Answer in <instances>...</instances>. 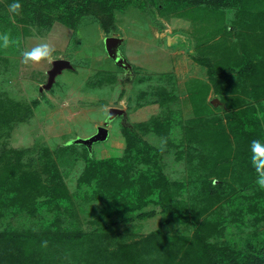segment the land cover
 <instances>
[{"label":"rangeland","instance_id":"obj_1","mask_svg":"<svg viewBox=\"0 0 264 264\" xmlns=\"http://www.w3.org/2000/svg\"><path fill=\"white\" fill-rule=\"evenodd\" d=\"M0 2L7 3L5 0ZM117 5L113 19L107 24L108 28L91 14L82 15L78 25L72 28L62 22L41 24L38 19L31 20L26 16L23 21H15L18 32H14L9 25L12 24V13L7 4L4 5L8 11L5 15H8L3 14L0 18V33H10L13 39L19 38L21 44L20 48L0 47V70H4L3 76H0V93H5L10 103L14 99L27 102L32 110L27 118L11 122V129H2L0 147L23 150L24 163L32 156L38 157L40 153L35 150L47 147L59 177L71 193L72 203L62 202L54 210L40 207L37 216L31 217L23 216L24 212L13 216L10 209H0V227L11 231L16 227L34 230L51 228L55 232L58 227L70 229L73 223L79 229L91 232L97 225L95 221L99 220L100 230H113L110 250L116 249L115 242L119 239L121 243L139 242L138 246L133 247L135 257L128 264H165L155 256H166V246H169L166 233L193 237L206 216L212 223L225 220L217 227L223 228L222 242H232L236 236H239L236 238L239 240L252 232L260 233L263 238L264 205L261 202L264 199L260 202V199L254 198L261 203L258 204L259 212L237 207L240 203L246 205L255 189L260 190L264 198V189L256 184L257 175L250 161L251 142H264V128L259 130L260 123L264 121L259 107L264 100L248 104L246 111L241 107L236 111L227 108L228 100L236 102L238 93L241 96L244 90H248L249 83L252 84L251 96H263L262 70L253 74L249 71L244 79H235L233 88L238 93L228 92L227 85L226 88L222 87L220 93L215 91L207 67L201 66L195 56L215 58L213 66L216 67L222 65L221 62L217 64L218 56L225 59L226 64L230 61L238 64L240 58L237 52L240 49L245 52L246 48L252 47L248 52L256 53L258 61H263L264 0H243L241 5L239 0H205L180 10L183 4L173 0H119ZM2 8L3 5H0V10ZM174 32L187 34L188 43L169 47L166 36ZM108 36L121 38L116 56H111L106 50L105 40ZM42 41L54 45L57 59L51 63H22L21 52ZM228 50L234 53V58L230 59ZM223 51L225 54H221ZM231 76L235 77L236 72ZM194 79L212 86L207 101L212 107L216 105L213 113L203 117L206 121L200 124H213L214 128H204L198 134H192L194 141L189 143L185 138L188 133L185 125L195 124L198 120L196 109H199L197 103H194L197 107L194 105L193 109L188 98V92L197 86ZM170 82H174L178 88L181 101L176 106L182 107L180 119L183 124H176L173 128L169 125L171 141H168L165 133L168 117L166 106L173 107L175 104L172 101L174 89L170 88V92L166 93L165 87H171ZM249 97L244 95L242 101H249ZM213 99L216 100L213 102ZM34 101H38L37 104ZM111 108L125 112H117L113 117ZM8 112L11 113L12 109H8ZM244 117H247L249 125L241 124ZM145 122L149 125H145ZM219 123L225 127H218ZM101 127L106 130L98 138ZM125 127L142 140L134 146L130 158L122 134ZM146 143L161 151L160 159H157L151 150V158L154 159L148 165ZM190 147H195L192 150L194 163ZM224 156L230 162L228 167H215L218 159ZM117 158L121 159L117 165L118 171L122 170L128 159L134 165L130 169L129 179L140 186L133 188L130 184L129 187L126 184L128 181L120 177L116 192L119 191L120 197H138L140 207L122 216L115 210L107 211L103 213L105 217L101 218V209L107 205L106 200L90 199L94 186L83 184L79 179L87 165L86 160ZM155 158L162 166V172L168 176L166 183L152 181L141 174V171H158L160 167L155 168L158 166L154 165L157 162ZM35 163L37 165L39 162ZM41 168L47 173V168ZM113 171L117 173L116 168ZM222 174L225 175L220 176ZM205 178L214 184L207 185ZM220 180L223 181L225 194L195 223L191 208L195 213L204 212L208 198L203 197L201 192L207 187L215 188L211 185ZM125 185L129 188H125ZM166 190H172L175 196L172 202H168L173 204L171 208L177 209V213L182 205L185 206L189 220L168 223L166 205L156 202L162 196V203L166 204ZM46 193L39 195L37 201L47 199ZM55 203L54 200L52 205ZM6 211L12 214H5ZM175 217L179 215L175 214ZM176 236L172 239L176 244H181L182 241ZM88 239L75 241L70 248L63 247L64 253L70 249L65 260H78L81 264L100 261L102 257L97 250L89 248ZM160 242L165 244L161 246L162 250H155L153 245ZM3 245L0 244V249ZM58 249L53 246L48 252L51 264H61L57 258Z\"/></svg>","mask_w":264,"mask_h":264},{"label":"trees","instance_id":"obj_2","mask_svg":"<svg viewBox=\"0 0 264 264\" xmlns=\"http://www.w3.org/2000/svg\"><path fill=\"white\" fill-rule=\"evenodd\" d=\"M5 1L7 2L6 4L8 7L11 3H13V0ZM173 1L177 4H183V7L180 6L179 8L180 10L194 3H202V1L205 0ZM242 1L243 0H239L240 5ZM18 2L22 5V11L19 15L14 16V19L12 14V24H9L14 32H16V30L17 32L19 31L15 21H23L26 16L31 20L38 19L41 24L48 25V22H50L52 25L54 22H62L63 24L71 25L70 27L72 28V26L76 27L78 25L82 15L91 14L100 19L105 28H108L107 24L113 19L114 9L118 6L117 4L119 0H18ZM6 4L0 2V5H3L2 10H0V18L3 14L5 15V13H8L7 9H5L6 7H4ZM7 15L8 14L5 16ZM19 16L20 18H18ZM181 33L185 34L184 32ZM185 36L187 37L188 35L185 34ZM186 37L184 40L185 44L188 43V38ZM221 54H225L224 51L223 53L221 52ZM195 59H197L201 66L207 67V71L216 92L220 91V93H222L221 89L222 87L226 88V85L228 92H236L233 88L235 79L242 80L249 75L247 68L239 64L232 63L231 61L226 64V60L220 59L219 56L218 58L216 57V61L217 64L221 62L222 65L217 67L213 66L215 58L202 55L201 58L195 56ZM119 63L122 64L121 61ZM229 63H231L232 66ZM233 72H236L235 77L231 76ZM252 72L257 73V69ZM2 73H4L3 69L0 70V76ZM170 83L171 87L170 85H166V87L164 86L166 88V93L170 92V88L174 89V99L172 101L175 102L173 107L166 106V115L168 117L166 118L165 133L166 140L168 141H171L168 134L171 133L169 132V125L171 124V128H173L176 124H183V121H181L182 119H180L182 116V107L181 105L178 107L176 106L180 100L178 98V88H176L174 82ZM210 87L212 86L209 83L203 81L188 92V98L191 100L193 109L194 105L196 106L194 103L199 105V109H196L195 114L198 120L195 124L185 125V129L188 130L185 138H187V142L189 143L194 141L192 134H198L199 131L204 130V128H214L213 124L200 125L204 120L206 121L203 117L213 113V107L209 102H207V95L210 91ZM157 100L158 99H156V102H158ZM34 102L37 104L38 101ZM8 109H12V112L9 113ZM31 110L32 107L28 105L27 102L14 99L10 103L8 101V96H6L5 93H0V136L3 128L11 129L13 126L11 122L27 118L30 115ZM177 117L180 121L179 119L176 121ZM240 122L241 124L248 125L246 118H243ZM145 125H149V123L145 122ZM218 127H225V125L223 123H219ZM161 133L163 134V132ZM122 134L126 139L127 147L125 150L128 158H130L134 150V146L142 140L138 137V134L136 135L135 132H131V130L127 129V127H125ZM162 134L159 136H162ZM146 144L147 147L145 148V157L148 165V163L152 164L154 159L151 158V150L154 152L153 157H156L157 159H160L161 151L149 143ZM151 148H154L156 151ZM193 148L195 149V147ZM193 148L190 147L191 151L194 150ZM40 150H35V152L40 153L37 158L32 156L28 162L24 163L23 150L0 147V209H10V211H13V216L14 214L19 215L18 213L23 214V212L25 214L23 216H37L40 207H50L51 210H54L56 207L59 208V205L62 202L71 201V193L66 184L59 177V172L49 153V149L47 147H40ZM201 152H203L202 149ZM190 156L193 162V157L195 156L193 151L190 153ZM156 158L155 160L157 161ZM227 158L228 157L225 156L220 157V159H218V164L215 167H228L230 162L227 161ZM128 160L127 163L122 166L121 171H118L119 169H117L118 163L121 162L120 158L86 160L87 165L85 166L83 175L79 180L83 184L85 183L87 185L94 186V191L89 196L90 199L103 198L106 200L107 205L103 206L101 209V218L105 217L103 213L107 211L110 213L115 210L117 214L119 213L122 216V214L128 213L140 207V205H138L139 203H137L138 197L133 195L120 197V194L118 196L119 191L116 192V190H119L120 177H124L122 180L128 181L126 184H128L129 187L130 184L133 188L140 186L129 179L130 169L134 165H131ZM35 162L39 163L35 165ZM158 164V161L154 163L155 166ZM41 167L47 168V173H52L53 168V173L49 175L45 173ZM157 167H160L158 168V171H153L152 173L149 171H141V174L143 173L152 181L166 183L168 181L167 174L165 176V173L162 172V166L158 165L155 168ZM114 168H116L117 173H114ZM44 174H47V176L44 177ZM224 175L225 174H222L220 176ZM45 178H49L50 180L44 181ZM206 181L207 185L209 183L214 184L209 182L208 178ZM222 182L223 181L220 180V182L215 185H211L215 188L211 189L207 187L203 192H201L203 197H207L208 200L204 205V208L206 207V209L202 213H195L194 209L191 208V210H193L191 212L193 213L195 223H198L202 214L216 204V202L221 200L222 195L225 194V187ZM128 185H125V188H129ZM120 187H122L121 184ZM45 191H47V199L45 198L41 201H37L38 196L44 194ZM254 191V195L249 197L248 202H245L246 205L240 203L237 208H247L248 211L259 212L261 209L258 208V204L264 198L262 197V192H260V190L255 189ZM161 198L162 196H160L156 202L166 205V213L169 215L167 220L168 223L189 220L186 215L187 210L185 209V206L182 205L176 213L177 209L171 208L173 207V204H168V202H172L171 200L175 198L172 190L171 192L166 190V197H164V199H166V204L162 203L164 200ZM254 198H258V201L260 199V202H258L257 199L254 200ZM54 200L56 203L52 205ZM50 202L52 203L50 204ZM261 203L264 205V200ZM10 211H6L5 214H12L9 213ZM262 211L264 212V208ZM47 213H50V210H47ZM175 214L179 215V217L176 218ZM237 214L241 213L238 212ZM70 215L72 216V213ZM124 220L131 221L130 219ZM56 221L53 223H56ZM224 222L225 220H216L212 223L206 216L204 220L201 221V226L196 229L193 237L189 235L176 236L166 233V236H168L166 237V241L168 240L169 242V246H166V256H162L161 258L155 256V258L165 264H264V237L261 238L260 233L258 232H252L246 235V237H240L239 240L241 241L236 240V238H239V236H236L233 237L232 242H222L221 238L223 237V228L220 227L219 229L217 227ZM95 223L98 226L96 225L97 228L95 227V229L91 232H85L73 223L70 229L66 230L65 228L58 227L55 232H53L51 228H47V230H34L26 227H16L11 231L0 227V244H4L3 248L0 249V264H51V260L48 258V252L53 246L55 249L61 247L57 251V258L61 264H81L79 263L81 261L78 260H65V258L68 257L70 249L68 252L64 253L63 247L70 248L73 246L75 241L83 242L88 238V240H90V245H88L89 248L92 247V249L94 248L97 250L102 257V259H99L100 261L93 262L91 264H128V261H132V259H134L135 255H133L132 251L134 246L139 245L138 241L130 244L125 242L121 243L119 239L115 242L117 245L116 249L110 250V240L113 237V230L111 228H106L102 231L98 228L100 221L97 220ZM173 236L178 237V239L182 241L181 244H176L174 239H172ZM106 239H108V241ZM43 241L48 242V246L46 248L42 247ZM69 243L72 245H69ZM155 245H158L159 247ZM164 245L160 242L159 244H154L153 246L155 250H162L161 246ZM142 253L144 254V251Z\"/></svg>","mask_w":264,"mask_h":264},{"label":"clouds","instance_id":"obj_3","mask_svg":"<svg viewBox=\"0 0 264 264\" xmlns=\"http://www.w3.org/2000/svg\"><path fill=\"white\" fill-rule=\"evenodd\" d=\"M10 13L13 16L19 15L22 11V5L18 2V0H13L8 7ZM21 41L19 38L13 39L11 34L8 32L0 34V47L4 49H8L12 46L16 48H20ZM56 52V48L54 45L47 41H42L36 43L29 49L23 50L21 52L22 63L24 64H40L41 62L51 63L57 59L54 56ZM115 59V58H114ZM251 151V165L255 170L257 175L256 184L261 188L264 189V142L261 140H253L250 145ZM48 242L43 241L42 247H47Z\"/></svg>","mask_w":264,"mask_h":264},{"label":"crops","instance_id":"obj_4","mask_svg":"<svg viewBox=\"0 0 264 264\" xmlns=\"http://www.w3.org/2000/svg\"><path fill=\"white\" fill-rule=\"evenodd\" d=\"M181 45H185V42H182L181 43ZM250 48H252V47H250ZM250 48H247L246 49V51L244 52L243 51V49H240L237 53H238V57L240 58V62H238V64L239 65H241V66H243V67H245V68H247L248 69V74H249V71H254V70H256L257 69V71L258 70H262V72H261V77H262V79H264V60L263 61H258V57L256 56V53H252V52H248V50L250 49ZM228 54L231 56L230 57V59L231 58H234V53L233 52H231V51H229L228 50ZM264 59V58H263ZM235 65V64H234ZM238 68V67H237ZM251 74H253V72L251 73ZM195 80V82L196 83H194L195 85H198L200 82H203V80H199V79H194ZM186 83V82H185ZM247 83H249V82H247ZM249 85V86H248ZM247 86H248V90H244L243 91V94L240 96L239 95V93L238 92H234V93H238V96H237V98H238V100L236 101V102H232V101H230V99L228 100V109L229 108H232V110H238L240 107L241 108H243L245 111H246V109H247V105L248 104H251V103H253V102H255L256 100H258V101H262V100H264V94H263V96H257V97H253V96H251V95H253L252 93H251V90H250V86L252 85V84H248ZM230 92V91H229ZM209 93H211L210 91L208 92V95H209ZM208 95H207V97H208ZM244 95H249L250 97H249V101H247V100H245L244 99V101H242V99H243V96ZM229 95H227V97H228ZM236 98V97H235ZM234 98V99H235ZM214 100H216V99H213V102H214ZM208 102V101H207ZM238 103V104H237ZM237 104V105H236ZM215 105H216V103L214 104V106L213 107H215ZM234 105H236V106H234ZM231 106V107H230ZM213 110H214V108H213ZM212 110V111H213ZM259 111L260 112H263V114H261V117H264V101L261 103V105H260V107H259ZM244 118H246L247 119V117H244ZM259 120V119H258ZM248 125H249V123H248ZM262 128H264V121H262L261 123H260V129L259 130H261ZM259 135V134H258ZM260 136V135H259ZM201 151V150H200Z\"/></svg>","mask_w":264,"mask_h":264},{"label":"water","instance_id":"obj_5","mask_svg":"<svg viewBox=\"0 0 264 264\" xmlns=\"http://www.w3.org/2000/svg\"><path fill=\"white\" fill-rule=\"evenodd\" d=\"M185 37H186L185 34H183L181 32L168 33L166 36V43L169 47H174V46H177V45L181 44L182 42H184ZM120 42H121L120 37L108 36L106 38V40H105L106 50L108 51V53L111 56L116 55V48L120 44ZM60 63H64V62H60ZM111 112H112L113 117H115L117 115V112L124 114L125 111L120 110V109H116V108H111ZM105 130L106 129L104 127L100 128L101 133L98 136V138H101L104 135Z\"/></svg>","mask_w":264,"mask_h":264}]
</instances>
